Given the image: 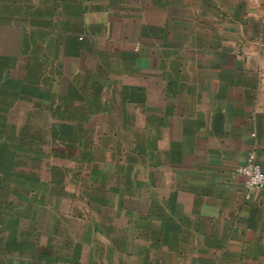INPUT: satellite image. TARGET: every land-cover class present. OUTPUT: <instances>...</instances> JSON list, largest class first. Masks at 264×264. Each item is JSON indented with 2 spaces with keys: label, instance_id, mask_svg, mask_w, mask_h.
Here are the masks:
<instances>
[{
  "label": "crops",
  "instance_id": "1",
  "mask_svg": "<svg viewBox=\"0 0 264 264\" xmlns=\"http://www.w3.org/2000/svg\"><path fill=\"white\" fill-rule=\"evenodd\" d=\"M16 109L47 127H0V264H264V0H0Z\"/></svg>",
  "mask_w": 264,
  "mask_h": 264
},
{
  "label": "rangeland",
  "instance_id": "2",
  "mask_svg": "<svg viewBox=\"0 0 264 264\" xmlns=\"http://www.w3.org/2000/svg\"><path fill=\"white\" fill-rule=\"evenodd\" d=\"M33 5H34V3H33ZM35 7H37V5H35L34 8ZM20 15L23 16V13H20ZM30 15H31V18L32 19L34 17L37 18V16H38L37 13H35L34 11H31V14ZM43 71H44V69H43ZM82 72L83 71L80 70V72H79V75L80 76H82L81 75ZM49 76H50V74H48V77ZM19 111H20L19 109H16L14 116H10V117H8V119H6V117H1L0 116V127H2V126H5V127H17L19 131L21 130L20 127H47V125L45 124L46 123V120H44L43 118L38 117V115H32V117L30 118V116L21 115L19 113ZM58 118L61 119V120H59L60 123L63 122V119L64 120L71 119V117H68V118L67 117H58ZM130 118L131 117H129L127 119H130ZM78 120H80V117H78ZM80 121L81 122H78L79 123L78 124L79 127H87L86 124H85L86 123V119L85 120L82 119ZM105 121L106 120L103 117H96V118H94L92 120V122H94L95 124L96 123H102V122L104 123ZM111 121H112V123L110 124L111 127H119V126H121L120 125V122L122 123L123 122V119H121L120 116H118L116 119H114V117L112 116ZM127 127H135L134 121L128 123L127 124ZM30 130L33 131L34 133H36L34 130L37 131V129H35V128H32V129L29 128V129H26V132L30 133ZM24 134L25 133H23V135ZM19 135H21V132H19ZM15 147H16V145L11 148L12 149V152L16 153L18 156H21L22 155V152L16 151ZM18 148H21V145H19ZM43 152H46V151H43ZM60 160L62 161V159H60ZM12 162L15 163V166L13 168V172H16L19 175H25V174L28 175L27 174L29 172L28 169L23 168L25 166L24 165L25 164L24 159H14ZM83 171L85 172V170H83ZM36 174L38 176L41 175L42 177H45L43 174H38V173H36ZM15 177H17V176H15ZM15 177H13L12 180L11 179H8V181H6V179H4V183L6 184L8 182L9 184L13 185V182H15ZM19 178H21V177H19ZM17 181L19 183H22V181H24V180H17Z\"/></svg>",
  "mask_w": 264,
  "mask_h": 264
},
{
  "label": "built area",
  "instance_id": "3",
  "mask_svg": "<svg viewBox=\"0 0 264 264\" xmlns=\"http://www.w3.org/2000/svg\"><path fill=\"white\" fill-rule=\"evenodd\" d=\"M238 173L246 178V199L258 190H264V170L259 163L256 153L250 152L244 166L238 169Z\"/></svg>",
  "mask_w": 264,
  "mask_h": 264
}]
</instances>
